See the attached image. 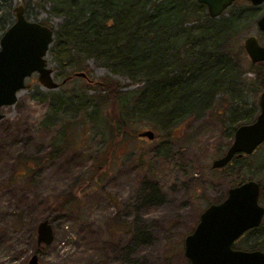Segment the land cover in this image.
<instances>
[{
    "label": "rangeland",
    "instance_id": "374dc122",
    "mask_svg": "<svg viewBox=\"0 0 264 264\" xmlns=\"http://www.w3.org/2000/svg\"><path fill=\"white\" fill-rule=\"evenodd\" d=\"M27 1L29 19L57 26L60 18L39 8L38 0ZM262 12L264 3L255 8L257 16ZM248 34L264 40L252 25L239 36L241 45ZM48 49L47 65L54 68L57 76L53 72L52 78L60 84L72 72L57 67ZM86 64L82 72L89 79L109 76L129 83L92 60ZM81 84L72 76L47 90L32 74L15 102L0 108L4 115L0 119V264H27L31 255L37 264H187L182 252L184 235L208 203L225 196L234 179L210 168L231 137L216 118L202 116L179 128L175 138L166 141V150L157 148V137L117 139L108 146L74 122L67 144L59 143L64 148L50 155L57 145L51 140L56 128L41 124L49 97L43 95L77 92ZM258 93L247 97V104L257 107ZM213 109L222 111L223 105ZM144 129L146 124L139 125L135 134ZM216 145L224 147L220 153ZM258 164L256 157L247 158L241 173L262 186L259 202L264 206V165ZM43 219L53 234L48 245L36 243V225ZM260 235L247 234L233 246H251L262 239Z\"/></svg>",
    "mask_w": 264,
    "mask_h": 264
},
{
    "label": "trees",
    "instance_id": "16d2710c",
    "mask_svg": "<svg viewBox=\"0 0 264 264\" xmlns=\"http://www.w3.org/2000/svg\"><path fill=\"white\" fill-rule=\"evenodd\" d=\"M1 2L0 33L13 21L17 6ZM18 5L26 19L46 25L28 18V1ZM36 5L60 18L56 27L49 25L48 49L57 67L72 72L60 84L74 72L85 71L87 60L129 81L77 77L82 83L77 92L45 93L48 109L41 124L56 128L51 140L57 145L50 155L58 154L59 143L67 144L74 122L108 146L117 139L142 138L135 130L146 124L153 138L160 139L157 148L166 150V141L193 119L213 116L231 137L238 124L254 118L257 107L245 99L264 90V62L247 61L239 43V36L254 22L255 9L248 3L235 0L215 17L196 0H38ZM250 72L252 78L247 77ZM129 85L135 87L128 89ZM216 104L223 105L222 111L213 109ZM223 148L216 145V153ZM249 157L264 165V141L251 154L232 157L212 170L233 175L232 186L246 180L241 171ZM260 229L261 223L238 239L258 233L260 241L237 248L264 252V226Z\"/></svg>",
    "mask_w": 264,
    "mask_h": 264
},
{
    "label": "water",
    "instance_id": "95a60500",
    "mask_svg": "<svg viewBox=\"0 0 264 264\" xmlns=\"http://www.w3.org/2000/svg\"><path fill=\"white\" fill-rule=\"evenodd\" d=\"M206 7L210 17L219 15L233 0H196ZM257 5L264 0H244ZM14 19L0 35V108L12 105L24 80L32 74L47 90L57 83L52 78V68L45 54L52 40V28L24 17L23 7L15 6ZM258 30L264 32V14L256 21ZM242 47L252 63L264 62V45H258L254 36H246ZM74 76L87 79L84 72ZM257 113L246 123L238 124L232 132L229 145L222 155L210 162L212 169L223 167L234 157L251 154L264 141V90L257 96ZM0 112V119L3 118ZM138 137L151 140V129L137 132ZM259 184L252 180L240 181L226 189L218 202L208 203L199 213L193 229L183 237V255L187 264H264V252L258 249L232 247L233 242L249 229L257 227L264 215L258 202ZM53 239L52 229L46 219L36 225V243L48 245ZM27 264H37L31 255Z\"/></svg>",
    "mask_w": 264,
    "mask_h": 264
},
{
    "label": "flooded vegetation",
    "instance_id": "af4514ba",
    "mask_svg": "<svg viewBox=\"0 0 264 264\" xmlns=\"http://www.w3.org/2000/svg\"><path fill=\"white\" fill-rule=\"evenodd\" d=\"M235 0H233V2H234ZM241 1H243V2H246V3H248L249 5H251V6H253L254 7V9L255 8H257L259 5H261L262 3H264V1H262V2H260L259 4H257V5H252V4H250L248 1H244V0H241ZM232 4V3H231ZM230 4V5H231ZM229 5V6H230ZM206 8V7H205ZM226 9V8H225ZM257 12H258V10H257ZM264 14V12H262L260 15H256L255 13H254V15H255V17H254V22H253V25H255V27H256V21H257V19L261 16V15H263ZM256 29H257V27H256ZM5 30V29H4ZM258 30V29H257ZM258 32H260L261 33V35H262V39H264V32L263 31H260V30H258ZM1 35V34H0ZM250 34H248V35H246V36H249ZM245 36V37H246ZM252 36H254L255 37V39H256V41H257V43H258V45H260V46H263L264 45V40L262 41V42H260V39H258L257 38V36H255V35H252ZM244 37V38H245ZM245 52V51H244ZM246 54V53H245ZM83 79H85V78H83ZM85 80H87V79H85ZM261 91H263V90H261ZM259 93H260V91H259ZM258 93V94H259ZM258 96V95H257ZM257 110H258V107H257ZM256 113H257V111H256ZM256 115V114H255ZM231 137H232V135H231ZM231 141V140H230ZM222 155V154H221ZM218 157V156H217ZM217 157H215V158H217ZM234 157V156H233ZM241 157V156H240ZM215 158H213V159H215ZM236 158H238V157H236ZM211 168V167H210ZM248 179H250V178H248ZM248 179H246V180H248ZM252 180H254V179H252ZM254 181H256V180H254ZM257 182V181H256ZM258 183V182H257ZM259 184V183H258ZM260 184H259V192H260ZM226 192V191H225ZM220 201V200H219ZM218 202V201H217ZM258 202H259V195H258ZM259 204H260V202H259ZM261 205V204H260ZM261 206H263V205H261ZM264 207V206H263ZM264 216V215H263ZM262 219H263V217H262ZM262 221V220H261ZM248 231V230H247ZM245 233V232H244ZM243 233V234H244ZM242 234V235H243ZM241 235V236H242ZM240 236V237H241ZM240 237H238L235 241H237ZM235 241L233 242V244L235 243ZM233 244H232V247H234L233 246ZM234 248H237V247H234Z\"/></svg>",
    "mask_w": 264,
    "mask_h": 264
}]
</instances>
